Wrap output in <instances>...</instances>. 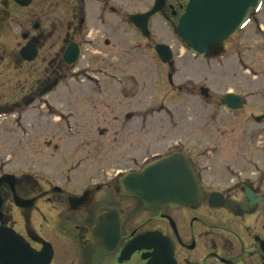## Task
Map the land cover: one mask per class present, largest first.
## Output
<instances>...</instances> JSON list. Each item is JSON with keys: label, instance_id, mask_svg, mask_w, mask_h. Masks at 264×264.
<instances>
[{"label": "flooded vegetation", "instance_id": "af4514ba", "mask_svg": "<svg viewBox=\"0 0 264 264\" xmlns=\"http://www.w3.org/2000/svg\"><path fill=\"white\" fill-rule=\"evenodd\" d=\"M48 1L50 5L53 2ZM135 1L143 7L122 14V22L140 38L136 45L139 50L150 49L149 58L155 66L174 73L173 64L159 60V44L149 47V25L163 21L171 36L178 38L176 28L189 0H163L160 12L147 21L148 36L133 28L131 18L149 12L155 0ZM33 2L29 0L27 6H21L20 0H0V62L4 53L11 52L12 69L20 63L36 61L52 32H56L55 25L51 29L41 21L21 19L20 10ZM114 2L59 0V6L64 9V5V13H68V17L57 16L60 30L56 42L60 43L61 56L52 64L47 62L50 67L46 80L26 101H39L46 86L55 80L60 83L67 74L64 70L82 62L83 52L91 42L87 35L94 28L91 22L105 28V17L118 14ZM90 3L95 4L96 19L89 16ZM52 8L54 16L57 7ZM45 12L48 20L50 9ZM22 26L31 29L22 30ZM222 45L215 47L218 53L224 52ZM222 98L217 105L232 116L245 106L241 97V109L229 111L221 103ZM205 99H211L208 91ZM19 105L16 101L0 110L12 116ZM250 119L257 126H204L202 135L190 127L184 137L174 131L162 132V138L168 140L166 148L153 153L148 150L150 153L140 163L136 156L127 157L125 162L133 163V169L71 174L81 166L79 161L54 174L19 177L2 173L0 264H264V127H258L264 116L250 115ZM140 132L145 138L147 133ZM179 138L185 140L182 146ZM44 145L48 147L50 143ZM84 145L88 144H77ZM171 155H181L193 170L200 194L198 202L151 210L138 198L121 193L119 181L125 174L139 173L147 163Z\"/></svg>", "mask_w": 264, "mask_h": 264}, {"label": "rangeland", "instance_id": "374dc122", "mask_svg": "<svg viewBox=\"0 0 264 264\" xmlns=\"http://www.w3.org/2000/svg\"><path fill=\"white\" fill-rule=\"evenodd\" d=\"M137 3L115 0L118 14L104 21L109 32L91 22L94 28L87 32L91 42L83 52L82 62L64 70L67 74L60 84L29 106L23 102L34 96L46 80L50 67L47 62L52 64L61 56L60 43L56 42L60 30L57 16L68 17V13H64V5V9L59 6V0H53L51 5L48 0H34L20 10L25 22L41 21L51 29L55 25L56 32L31 64L20 63L12 69V53L8 51L0 62V107L12 106L16 101L20 104L14 115L0 119V175L54 174L79 161L81 166L71 174L133 169V163L125 162L127 157L136 156L140 163L150 152L166 148L168 140L162 138V132L174 131L184 137L191 130L202 135L204 126H257L250 115L264 116V4L250 24L225 43L226 50L215 57L193 56L178 38L171 36L163 21L150 24L149 47H171L175 68L171 73L155 66L149 58L150 49L142 52L136 47L140 38L122 22V14L143 7ZM54 6L57 12L53 16ZM95 8L90 3L92 19L98 16ZM167 74H171V84ZM200 88L207 89L211 99L201 97ZM228 92L245 101L234 116L217 105ZM258 127H264V122ZM140 131L147 133L145 138L138 134ZM179 139L182 146L185 140ZM81 142L88 145L77 146Z\"/></svg>", "mask_w": 264, "mask_h": 264}, {"label": "water", "instance_id": "95a60500", "mask_svg": "<svg viewBox=\"0 0 264 264\" xmlns=\"http://www.w3.org/2000/svg\"><path fill=\"white\" fill-rule=\"evenodd\" d=\"M20 4L27 6L29 0H20ZM162 4L163 0H156L150 12L131 18L133 25L148 36L147 21L160 11ZM260 4L261 0H190L176 28L177 35L192 54L204 57L211 52V46L245 27L250 14L258 10ZM156 51L164 63L172 66L168 46H157ZM66 57L69 62L70 55ZM201 92L205 94L204 90ZM222 101L227 105L235 103L234 109L240 106V99L232 94H227ZM120 186L124 194L141 199L150 209L175 207L199 200L193 171L177 155L149 163L140 173L122 178Z\"/></svg>", "mask_w": 264, "mask_h": 264}, {"label": "bare ground", "instance_id": "6f19581e", "mask_svg": "<svg viewBox=\"0 0 264 264\" xmlns=\"http://www.w3.org/2000/svg\"><path fill=\"white\" fill-rule=\"evenodd\" d=\"M162 208V207H161Z\"/></svg>", "mask_w": 264, "mask_h": 264}]
</instances>
